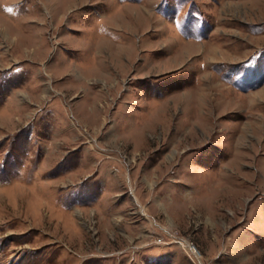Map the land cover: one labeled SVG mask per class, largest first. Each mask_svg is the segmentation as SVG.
Instances as JSON below:
<instances>
[{
  "label": "rangeland",
  "instance_id": "374dc122",
  "mask_svg": "<svg viewBox=\"0 0 264 264\" xmlns=\"http://www.w3.org/2000/svg\"><path fill=\"white\" fill-rule=\"evenodd\" d=\"M0 264H264V0H0Z\"/></svg>",
  "mask_w": 264,
  "mask_h": 264
},
{
  "label": "built area",
  "instance_id": "2783aa9c",
  "mask_svg": "<svg viewBox=\"0 0 264 264\" xmlns=\"http://www.w3.org/2000/svg\"><path fill=\"white\" fill-rule=\"evenodd\" d=\"M194 246V245H193Z\"/></svg>",
  "mask_w": 264,
  "mask_h": 264
}]
</instances>
